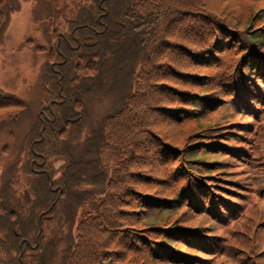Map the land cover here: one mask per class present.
<instances>
[{
  "label": "trees",
  "instance_id": "trees-1",
  "mask_svg": "<svg viewBox=\"0 0 264 264\" xmlns=\"http://www.w3.org/2000/svg\"><path fill=\"white\" fill-rule=\"evenodd\" d=\"M22 1L0 264H263L264 0H0V37Z\"/></svg>",
  "mask_w": 264,
  "mask_h": 264
},
{
  "label": "rangeland",
  "instance_id": "rangeland-1",
  "mask_svg": "<svg viewBox=\"0 0 264 264\" xmlns=\"http://www.w3.org/2000/svg\"><path fill=\"white\" fill-rule=\"evenodd\" d=\"M39 8L37 2L22 1L0 37V91L28 102H32L42 60L33 56L25 41L31 38L42 42L34 20V11ZM32 106L38 117L44 118L43 121L48 119L47 115L43 117V106ZM51 164L57 170L63 162L54 160ZM260 262L264 264V259Z\"/></svg>",
  "mask_w": 264,
  "mask_h": 264
},
{
  "label": "water",
  "instance_id": "water-1",
  "mask_svg": "<svg viewBox=\"0 0 264 264\" xmlns=\"http://www.w3.org/2000/svg\"><path fill=\"white\" fill-rule=\"evenodd\" d=\"M48 107H50V105L48 106ZM47 119V118H46ZM73 122H76V121H73ZM40 233H41V227H40V232H39V235H40ZM39 235H38V237H39ZM38 237H37V241H38ZM20 248L22 249V243L20 244ZM22 250H21V256H22ZM20 256V257H21Z\"/></svg>",
  "mask_w": 264,
  "mask_h": 264
},
{
  "label": "bare ground",
  "instance_id": "bare-ground-1",
  "mask_svg": "<svg viewBox=\"0 0 264 264\" xmlns=\"http://www.w3.org/2000/svg\"><path fill=\"white\" fill-rule=\"evenodd\" d=\"M44 113V112H43ZM39 238V237H38ZM36 241H37V239H36Z\"/></svg>",
  "mask_w": 264,
  "mask_h": 264
}]
</instances>
